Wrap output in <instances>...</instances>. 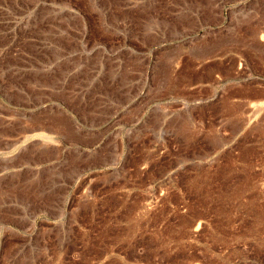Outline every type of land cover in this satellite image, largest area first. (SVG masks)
<instances>
[{"label":"rangeland","instance_id":"374dc122","mask_svg":"<svg viewBox=\"0 0 264 264\" xmlns=\"http://www.w3.org/2000/svg\"><path fill=\"white\" fill-rule=\"evenodd\" d=\"M0 264H264V0H0Z\"/></svg>","mask_w":264,"mask_h":264},{"label":"crops","instance_id":"0c3cea01","mask_svg":"<svg viewBox=\"0 0 264 264\" xmlns=\"http://www.w3.org/2000/svg\"><path fill=\"white\" fill-rule=\"evenodd\" d=\"M141 74V73H140Z\"/></svg>","mask_w":264,"mask_h":264}]
</instances>
